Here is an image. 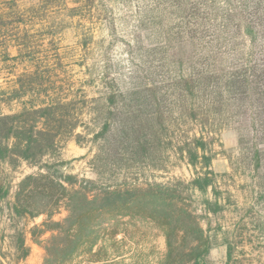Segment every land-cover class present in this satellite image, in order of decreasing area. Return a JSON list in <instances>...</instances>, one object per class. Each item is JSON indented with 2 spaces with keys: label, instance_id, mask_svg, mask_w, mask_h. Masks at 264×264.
Returning a JSON list of instances; mask_svg holds the SVG:
<instances>
[{
  "label": "trees",
  "instance_id": "1",
  "mask_svg": "<svg viewBox=\"0 0 264 264\" xmlns=\"http://www.w3.org/2000/svg\"><path fill=\"white\" fill-rule=\"evenodd\" d=\"M101 1L0 0V60L3 55L5 61L11 59L13 51V59L31 66L12 92L0 89V203L8 204L9 220L11 209L18 217H46L38 234L39 227L30 232L45 251L43 264H71L82 252L91 253L99 246L105 223L128 215L151 219L163 228L167 252L159 264H214L210 252L218 245V235L227 247L225 264H232L234 227L221 226L212 236L210 223L205 229L188 204L198 193L208 220L226 211L210 170L215 134L225 127L239 132L243 154L252 153V161L264 172V0H153L158 22L146 50L160 60L157 67L143 68L147 76L141 72L134 79L133 69L125 76L103 59L79 92L42 94L38 88L52 68L51 60L39 55L32 35L21 29L92 23ZM11 29L16 32L12 44ZM85 37V45L93 40L91 33ZM157 73L166 78L157 80ZM11 101L21 107L5 113L3 105ZM83 108L91 110L88 121ZM190 125L192 134L182 136ZM80 127L96 148L95 179L52 172L45 163L59 157L66 140L80 141ZM170 151L204 173L175 184L107 180L118 169L161 162ZM22 162L39 166L40 172L24 177L12 194L3 167L16 168ZM61 204L67 215L55 221ZM15 249L21 257L27 254L25 237L20 236Z\"/></svg>",
  "mask_w": 264,
  "mask_h": 264
},
{
  "label": "rangeland",
  "instance_id": "2",
  "mask_svg": "<svg viewBox=\"0 0 264 264\" xmlns=\"http://www.w3.org/2000/svg\"><path fill=\"white\" fill-rule=\"evenodd\" d=\"M100 9L96 19L89 24H36L21 29V33L28 31L32 35L33 46L39 55L51 60L52 68L44 73V85L38 88L42 94L56 92L72 95L79 92L90 81L93 66L103 59L110 60L113 70L125 76L130 70H136L134 79L141 72L147 76L143 68L158 66L159 55L146 50L158 22L154 19L157 15L153 0H102ZM15 33L11 29V44ZM90 33L93 40L85 45V41H88L85 36ZM14 56L11 51V59L5 61L3 55L0 60V89L11 92L17 86L19 76L31 68L20 59H13ZM158 74L155 76L157 80L166 78V75ZM91 88L88 90L92 96L94 90ZM20 107L19 102L11 101L3 105V110L9 113ZM83 112L88 121L91 110L83 108ZM191 128L194 126L185 127L182 136L192 134ZM76 133L82 135L80 141L75 138L66 140L61 145L59 157L47 159L45 163L51 164L52 172L95 179L92 161L96 148L91 141L92 136L82 127ZM245 143L249 144V150L248 139ZM242 146L239 132L233 127L218 131L212 144L214 159L210 170L217 177V188L222 193L220 202L226 206L225 213L211 215L208 220L203 198L198 193L193 195L188 205L205 229L209 228L210 223L212 236L219 234L221 226L234 227L237 237L234 239L235 257L232 264H264V197H260L264 192V172L252 161V153L247 156L243 154ZM153 160L124 168L123 171H113L107 180L114 183L127 180L140 184H175L178 181L189 182L204 173L201 168L191 167L176 151H170L161 162L159 159ZM3 168L11 178L12 194L24 177L40 172L39 166L27 162H22L16 168ZM209 198L215 200L214 196ZM13 203L11 198V208ZM59 206L55 221H62L67 215L64 205ZM8 214V204L0 203V246L3 247L0 264H43L45 251L30 232L39 227L36 230L38 234L43 229L41 225L46 217H18L11 209L9 220ZM243 219L247 220V225ZM20 236L25 237L26 241L27 254L24 257L15 249ZM99 236L98 248L95 247L88 254L82 252L71 264H159L167 252L163 228L158 222L141 216L113 219L100 229ZM215 242L218 245L211 250L210 259L214 264H225L227 247L222 245L219 235Z\"/></svg>",
  "mask_w": 264,
  "mask_h": 264
}]
</instances>
